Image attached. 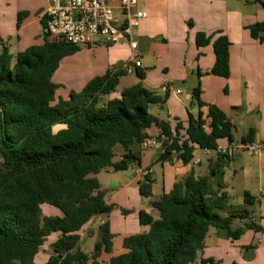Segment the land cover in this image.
I'll list each match as a JSON object with an SVG mask.
<instances>
[{
  "label": "trees",
  "instance_id": "trees-1",
  "mask_svg": "<svg viewBox=\"0 0 264 264\" xmlns=\"http://www.w3.org/2000/svg\"><path fill=\"white\" fill-rule=\"evenodd\" d=\"M258 1L264 7V1ZM26 17L27 13H19L18 28ZM45 24L43 18V28ZM250 31L254 39L264 42V22ZM196 43L200 48L214 46L216 62L207 74L229 78L232 44L228 37L200 32ZM80 50L43 33V43L18 53L15 62L7 46L0 54V264H36L53 234L59 237L45 264H102V254L113 251L108 222L100 226L101 239L91 255L79 249L80 232L95 217L111 211L97 175L107 168L118 172L140 166V154L133 148L150 137V128H158L168 138L159 162L177 157L189 164L198 148L217 151L222 140L235 143L234 123L220 107L201 100L199 86L192 96L200 108H208L206 118L203 112L197 118L190 114L187 127L178 122L174 129L151 113L152 108L165 106L168 93L159 95L140 82L119 98L106 99L127 74L124 70L108 71L82 91L72 92L69 99L53 104L59 88L53 77L62 60ZM138 69L143 80L146 72ZM255 137L251 129L242 143H255ZM117 146L124 153L115 161ZM232 159L218 154L219 165ZM219 173L213 170L199 178L191 173L153 200L159 218L141 211L139 222L149 230L125 238L126 253L112 257L109 264H196L211 227L226 231L234 240L247 229L260 231L247 208L256 204V197L245 192L246 207L229 206L222 180L217 189L211 187L212 177ZM154 183L150 175L142 178V197L154 195ZM44 205L61 214L44 215ZM235 220L245 221L243 227L234 229ZM202 264L214 262L202 260Z\"/></svg>",
  "mask_w": 264,
  "mask_h": 264
},
{
  "label": "crops",
  "instance_id": "crops-1",
  "mask_svg": "<svg viewBox=\"0 0 264 264\" xmlns=\"http://www.w3.org/2000/svg\"><path fill=\"white\" fill-rule=\"evenodd\" d=\"M136 8L146 11L148 15L146 19L140 22V26L136 30V39L139 44L138 51L141 53L142 62L140 69L146 72V77L143 80L140 79L138 76L139 69H135L133 73L125 74L119 80L115 91L116 94H111L106 99L119 98L125 89L142 82L151 91L155 92V90L160 89L168 93V100L165 106L154 108L164 109L168 107V122L172 128L174 129L178 122L187 127L190 114L197 118L203 112L204 118H206L208 108L199 107L198 113L195 110L193 111V109L190 111L188 104L181 96H186V99L194 104L196 100L192 94L198 82L206 89V92L208 90L212 91L214 88L219 92L224 86L229 88L232 83L230 79L235 74L237 76V69L239 68L240 85L244 84L247 92H249L248 88L252 84H257L259 87L256 97H253V105L245 107L248 116L250 115L249 118L243 111L241 112L242 106L237 105V103L233 102L227 107V102L220 101V99H213L211 97L204 99L203 93L201 94V100L204 99L203 102L220 107L228 115V118L234 123L235 127L241 123L243 134L240 139H237L234 133L235 144H241L242 139L253 129L256 131L255 143L264 146V111H262L264 104V42L254 39L250 31L251 26L264 22V7L260 2L258 0H141ZM45 11V9L41 10L36 18L26 17L18 29H15L14 23H3V27L0 29V54L2 53L3 46H7L14 56L13 62H15L18 53L36 45L37 40L40 37L43 38L42 19L44 18ZM14 22H18V16ZM200 32L208 36L225 35L230 40L232 44L230 48V69L232 75L229 78L207 74L215 65L216 54L213 44L201 48L198 47L196 38ZM16 36H18L17 42H15ZM13 42L18 44V51H14L17 49L13 48ZM105 44L107 43L101 40L89 44L87 46L89 48L87 52L88 57H86L87 62H85L84 56L75 58L76 60H73L67 66L64 78H61L59 74L62 62L68 57L77 55V53H83V51L80 50L62 60L58 71L53 77V82L65 89L64 92H60V99H69L72 92L82 91L91 80L104 76L108 71L115 73L123 70L124 65L130 60L132 54L130 44L123 40L115 44ZM144 53L152 57L150 67H144L142 61V54ZM236 56H238L237 59ZM236 62L239 65H235ZM177 82H182V85L188 86L189 90L186 91L181 87L176 88ZM121 85H124V87L120 89ZM247 102H249V97H247ZM182 132L184 133V131ZM148 134L150 137H158L161 132L158 128L152 127L148 130ZM229 144L227 140H222L219 146H227ZM133 149L140 154V167L151 168V170L154 169V164L159 162V157L162 153L160 149H143L142 145H136ZM199 150L207 154L210 152L198 148L194 153V159ZM234 158L235 156L233 160ZM209 160L210 163L207 169L203 168L202 161L199 164H195L194 160L189 164H184L177 157H174L171 161L161 162L164 170L163 195L169 193L175 183L184 181L191 173H194L199 178L210 175L213 170L216 171L215 166H218V158L217 162ZM104 171L113 173V175H119L120 173V171L116 172L112 168H107L102 172ZM154 179L157 180L155 172ZM216 179V176L212 177L213 182ZM141 180L142 178L137 177L133 170L130 181H126V185L122 183L121 178L118 176L114 180L117 182L116 186L113 187L117 190L116 197L118 198L127 192L129 186L132 184L137 183L139 188ZM224 185V190L228 193V205L235 208L246 207L244 201L245 192L241 201L236 205L234 197L227 191V185ZM127 196L129 198L128 193ZM152 201H150L148 207H144L142 210L158 219L159 212L152 207ZM258 201L259 199L256 197V204ZM255 205L248 206L247 208L251 211V208H254ZM259 210L264 215V203L259 205ZM47 212L49 215L61 214L59 210L54 211L49 209ZM140 212L138 213V219ZM223 215L226 216L227 214ZM97 217L93 220H96ZM252 220L255 221V218L252 217ZM244 223L245 221L235 220L232 227L237 229L243 227ZM89 224L80 232L81 236L82 232L90 230ZM139 225L140 228H138V233L136 234L149 230V227L142 226L140 222ZM51 237H56L57 240L59 234H53ZM127 237L129 235L125 236L124 240ZM240 238L238 240L228 238L226 231H219L211 227L205 240V248L198 254L197 260L201 258V264L204 259H210L213 260L214 264L217 262L220 264L228 258L229 264H236L237 262L241 263L242 258L244 256L246 258L249 252H253L254 254L252 259L258 258L259 254L264 253V238L261 239L258 249L245 248L247 245H244L246 243H241L239 241ZM54 242H51L50 245ZM231 249H233L234 255L227 256V251ZM49 257L43 264L47 262ZM112 257H114L113 252L111 254L103 253L100 261L102 264L103 262L109 264Z\"/></svg>",
  "mask_w": 264,
  "mask_h": 264
},
{
  "label": "rangeland",
  "instance_id": "rangeland-1",
  "mask_svg": "<svg viewBox=\"0 0 264 264\" xmlns=\"http://www.w3.org/2000/svg\"><path fill=\"white\" fill-rule=\"evenodd\" d=\"M261 4V3H260ZM262 5V4H261ZM48 8V0H0V29L3 27V23H14L15 29H18L17 23L14 22L15 18L19 15V13H27L28 17L30 18H36L37 14L43 10ZM36 32V31H35ZM18 36L15 38V42H17ZM101 40L104 41L102 38H96V41ZM13 42V48L17 49L14 51H18V44ZM43 42V38L40 37L36 45H40ZM11 45V44H10ZM107 45V44H105ZM88 45L80 46L81 51L83 53H77V55H73L71 57L66 58L60 67V77L64 78L65 71L67 69V66L73 62V60H76L75 58H80V56H84L85 62L86 57H88ZM83 54V55H82ZM141 54V53H140ZM77 56V57H74ZM92 57L91 55H89ZM238 56H236L237 59ZM156 58V57H154ZM152 57L148 54L144 53L142 54V61L144 63V67H150ZM239 62V61H238ZM236 62L235 65H239V63ZM235 73V72H234ZM230 75L231 69H230ZM239 68L237 69V76L232 77L230 79L231 86L228 88L227 86L224 88L222 87L219 92L214 88V90L206 92V89L203 88L201 83L196 84V88L199 86L201 90V94L203 93L204 99H208L209 97L220 99V101L227 102V107L230 106L231 103H237V105L242 106L241 112L245 113V115L249 118L247 110H245V107L253 105V97H256L257 90L259 87L257 84H252L250 88L247 89L245 85H240V77H239ZM230 77V76H229ZM232 80V81H231ZM182 82L176 83V88L181 87L184 90H189V87L182 85ZM124 87V85H121L120 89ZM175 88V89H176ZM64 87H59L56 93L55 102L53 104H56L60 99V92H64ZM159 95L164 96L167 92L165 90H155ZM112 94H116V92H113ZM247 97H249V102H247ZM181 98L188 104V108L190 111L195 110L196 112L199 110V105L195 101L194 104L191 103L188 99H186V96H181ZM203 99V100H204ZM202 100V101H203ZM264 111V104H263V110ZM151 113L158 118L161 117L163 121L168 122L169 117V111L168 107L164 109H158V108H152ZM198 113V112H197ZM187 115V113H186ZM160 116V117H159ZM241 121V120H240ZM239 121V122H240ZM243 121V120H242ZM247 123V122H246ZM235 136L237 139H240L243 134V128L241 123L237 124L234 130ZM257 144V143H256ZM261 154L258 155H252L247 150H238L235 153L234 160L232 159L226 164H218V166H215V169H217L218 172H221L220 175H218L216 181H212L211 187L212 189H217L218 180H222V183L227 185V191L234 197L235 204L237 205L238 202L241 201L243 198V194L246 191H249L251 194L256 196L259 201L255 205L254 208H251V216L255 218V223L260 227V231L255 230H245L243 235L241 236L240 240L241 243H246L244 245H247L245 248L253 247V248H259L258 245L262 238H264V215L259 210V205L264 203V146H261ZM123 147L117 146L115 148V161H118L120 159V156L123 154ZM151 153V151H149ZM218 154L216 151H210L208 154L204 151H198L196 158L197 160H200L203 162V168H208L210 160H214L217 162ZM1 161V156H0ZM143 170L151 169V168H142ZM134 172V169H132ZM132 170L128 171H120L119 175H113V173H108L106 171L100 173L97 176L98 181L101 185V190L105 193V201L108 206L111 207V211L109 214L100 215L96 218V220H93L89 224V228L87 231L82 232V241L79 245V249L88 254L91 255L95 249V246L98 241L101 239L100 234V226L106 222L109 223L110 231L113 234V255L119 256L126 253V250L124 249V237L130 236V235H137L138 228H140L139 225V219H138V213L140 211H143L144 207H148L150 201L152 200H159L163 195V174L164 170L162 167L161 162H157L154 164L153 171L155 172V175H157V180H155L154 183V195L151 198H145L141 197L139 194V188L136 184H132L129 186V189L127 192H125L122 196L116 197L117 190L113 187L116 186L114 180L117 179L119 176L122 180V183L125 185L127 184L126 181H130ZM223 174V176H222ZM225 186V185H224ZM127 193L129 194V198L127 196ZM143 205V206H142ZM54 210L58 211L56 208L51 207L49 205H44L42 207L44 215H49L47 210ZM254 209V210H253ZM53 216V214L49 215ZM92 230V231H91ZM56 241V237H50L44 247L41 251L40 255L36 259V264H43L45 260L53 255V251L51 249V242ZM229 251V250H228ZM227 256H233L234 252L233 249H231ZM204 260H210V259H204ZM240 262V261H239ZM92 264V262H90ZM103 264H107L103 262ZM196 264H201V258H199L196 262ZM216 264H219L218 262ZM220 264H229L228 258L225 260V262ZM231 264V263H230ZM236 264H264V253L259 254L258 258H254L252 260H247L245 256L242 258L241 263Z\"/></svg>",
  "mask_w": 264,
  "mask_h": 264
},
{
  "label": "built area",
  "instance_id": "built-area-1",
  "mask_svg": "<svg viewBox=\"0 0 264 264\" xmlns=\"http://www.w3.org/2000/svg\"><path fill=\"white\" fill-rule=\"evenodd\" d=\"M141 0H48V8L44 13L46 24L43 33L51 40L63 41L75 46L89 45L96 38H102L107 44L126 41L130 44L132 54L123 70L133 73L142 66L136 30L140 22L147 18V12L137 9ZM168 138L160 134L158 137L146 138L143 149H160ZM238 150H247L252 155H260L261 147L256 143L229 144L219 146L217 154L233 158ZM195 164L200 160L193 159ZM137 177L150 175L151 169L143 170L134 166Z\"/></svg>",
  "mask_w": 264,
  "mask_h": 264
},
{
  "label": "water",
  "instance_id": "water-1",
  "mask_svg": "<svg viewBox=\"0 0 264 264\" xmlns=\"http://www.w3.org/2000/svg\"><path fill=\"white\" fill-rule=\"evenodd\" d=\"M254 256L253 252H249L248 255L246 256V259L250 260Z\"/></svg>",
  "mask_w": 264,
  "mask_h": 264
}]
</instances>
